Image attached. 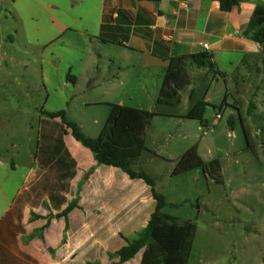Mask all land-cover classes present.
I'll return each mask as SVG.
<instances>
[{
  "label": "rangeland",
  "instance_id": "1",
  "mask_svg": "<svg viewBox=\"0 0 264 264\" xmlns=\"http://www.w3.org/2000/svg\"><path fill=\"white\" fill-rule=\"evenodd\" d=\"M101 2L0 0V220L19 193L42 177L37 156L43 113L65 110L94 139L112 106L123 105L170 115L152 119L144 151L132 168L154 178L166 199L165 214L195 223L188 264H264V100H258L261 113L250 117L244 93L264 82L263 67L252 71L253 76L222 68L226 82L210 71L194 73V99L180 100L177 107L162 108L158 100L146 99L135 81L118 90L124 100L105 98L109 50L98 41ZM131 63L127 80L141 68V62ZM144 72L146 77L149 72ZM128 94L135 99H127ZM202 100L209 103L202 122L182 118ZM67 141L71 145V137ZM76 144L83 150L69 197L76 207L60 217L46 195L34 199L26 216L31 231L26 248L39 253L59 249L75 236L73 226H84L88 219L85 188L89 182L98 188L111 168L97 164L88 149ZM192 148L205 164L219 161L218 180L203 169L173 176ZM53 227L61 229V239L45 240V231Z\"/></svg>",
  "mask_w": 264,
  "mask_h": 264
},
{
  "label": "crops",
  "instance_id": "2",
  "mask_svg": "<svg viewBox=\"0 0 264 264\" xmlns=\"http://www.w3.org/2000/svg\"><path fill=\"white\" fill-rule=\"evenodd\" d=\"M75 1L82 2V0ZM259 6L264 7V0H244L233 11L224 13L220 9L219 2L214 0L161 2L102 0L100 4L102 32L98 41L109 50L105 98L124 100L125 94L123 92L120 94L118 90L125 89L129 81H135L141 84L146 99L159 100L164 75L172 59L202 52L213 56L221 73H223L222 68L233 73L246 70L252 75V71L258 72L259 68L263 67L258 61L261 60V48L244 33L254 11ZM204 45L208 47L205 48ZM113 49L119 53H114ZM131 60L141 62V68L137 76L127 80L126 75L132 65ZM144 71L149 72L146 77L143 75ZM207 72L195 67L190 70L191 85L187 91L181 93V100L194 99L193 91L197 85L194 86L196 79L193 74L203 75ZM261 72L263 73V69ZM223 74L224 78H220L225 79L226 82L228 75ZM201 79L198 78V82L202 81ZM151 88L157 89V92L152 94ZM238 92L242 93L240 89ZM244 93L248 104L256 105V109L252 114L248 113V116L260 114L258 100H264V82L250 86ZM127 99L134 100V94H128ZM74 148H76L75 155L83 151L76 143ZM109 168L111 170L108 176L103 182L98 183V188L90 182L85 188V210L88 212V219L84 226L78 224L73 226L75 236L59 249L53 248L52 251L45 249L44 252L39 253L24 247V242L29 240L31 234L26 225L27 210L34 199L39 197L33 196L25 200L21 233L16 236L15 247L8 248L13 260H18L20 264L116 262L118 259L115 254L126 245V240H136L147 227L156 203L144 181L132 180L122 171L131 180L129 181L120 174L119 169ZM31 187L24 188L23 191ZM71 194L67 196L68 200ZM52 212L59 213L55 210ZM2 228L3 231H7V226ZM79 234H83L81 238L78 237ZM55 238L61 239L60 228L53 227L45 231V240L50 241ZM10 240L11 237L7 233L0 234V244ZM141 258L142 255L139 254L124 264H140ZM3 261L0 258V263Z\"/></svg>",
  "mask_w": 264,
  "mask_h": 264
},
{
  "label": "trees",
  "instance_id": "3",
  "mask_svg": "<svg viewBox=\"0 0 264 264\" xmlns=\"http://www.w3.org/2000/svg\"><path fill=\"white\" fill-rule=\"evenodd\" d=\"M161 2L163 0H139ZM187 1V0H179ZM219 2L224 13L233 11L244 0H214ZM245 36L257 43L264 73V7L254 11L246 29ZM195 67L214 72L223 77L213 56L207 52L193 54L183 58H173L166 69L157 104L164 107H177L181 93L191 85L190 70ZM204 100L197 102L189 112L182 116L187 120H204L206 107ZM256 105H249L248 113L252 114ZM170 116L165 112L147 111L123 105H113L108 122L97 138H89L83 129L68 117L65 110L43 113L41 119V135L37 163L42 177L29 190H24L15 201L12 209L0 222V234L7 233L11 240L0 244V264H20L13 260L8 248L15 247L16 236L21 233L23 211L27 199L46 195L52 210L59 211L60 217L76 207V202H69L74 181L79 175L78 153L74 154L75 143H80L94 156L97 164L114 167L123 171L132 180H142L151 190L156 206L151 214L147 227L136 240H126V245L118 250V259L112 264H124L139 254L140 264H188L196 236L197 227L192 221H180L178 218L163 212L167 203L163 194L156 190V181L144 171H135L132 165L138 161L144 151L147 128L155 116ZM232 124V120L230 122ZM71 137L69 145L67 138ZM195 169H203L205 173L215 176L221 173L219 161L213 160L205 164L197 155L196 148L185 153L173 173L178 176ZM216 180L217 177H216ZM26 198V199H25ZM33 207L34 205H30ZM2 226H7L3 231ZM101 264V263H89Z\"/></svg>",
  "mask_w": 264,
  "mask_h": 264
},
{
  "label": "built area",
  "instance_id": "4",
  "mask_svg": "<svg viewBox=\"0 0 264 264\" xmlns=\"http://www.w3.org/2000/svg\"><path fill=\"white\" fill-rule=\"evenodd\" d=\"M204 47H205V48H207V47H208V45H204ZM218 118H220V115H218Z\"/></svg>",
  "mask_w": 264,
  "mask_h": 264
}]
</instances>
